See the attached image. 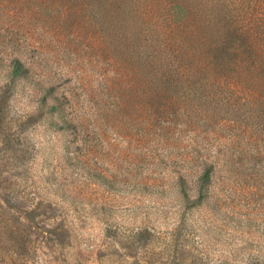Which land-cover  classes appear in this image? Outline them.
Listing matches in <instances>:
<instances>
[{
  "label": "rangeland",
  "instance_id": "rangeland-1",
  "mask_svg": "<svg viewBox=\"0 0 264 264\" xmlns=\"http://www.w3.org/2000/svg\"><path fill=\"white\" fill-rule=\"evenodd\" d=\"M174 1L201 2L0 0V264H264V141L253 145L259 154L239 152L238 117L220 129L211 152L213 159L219 150L233 168L218 171L207 199L193 207L169 179L146 192L96 182L95 167L112 158L105 144L111 136H74L75 119L70 127L61 120L60 102L63 117H73L65 98L86 111L105 101L100 77L110 81L109 56L123 46L112 27L127 37L122 43L142 31L157 51H199L214 18L237 12V0H215L201 17L210 27L195 19L199 30H190L184 13L170 7ZM16 53L34 65L33 81L53 87L42 110L45 92L11 76Z\"/></svg>",
  "mask_w": 264,
  "mask_h": 264
},
{
  "label": "trees",
  "instance_id": "trees-1",
  "mask_svg": "<svg viewBox=\"0 0 264 264\" xmlns=\"http://www.w3.org/2000/svg\"><path fill=\"white\" fill-rule=\"evenodd\" d=\"M200 1L194 7L170 2L171 8L184 13L181 22L185 28L191 30L194 25L199 30V20L210 27L211 19L201 17L214 8L209 4L215 0ZM236 2L235 15L214 18L212 33L209 29L200 31L203 49L199 51L183 47L157 51L151 35L142 31L133 33V43H122L121 38L126 41L127 37L112 27L123 46L109 56L113 69L110 81L104 73L100 77L108 94L105 101L86 111L83 104L75 108L72 100L65 98L72 119L63 117L65 109L59 103L63 124L70 127L74 119L77 123L74 136L82 132L94 138L101 132L111 136L105 144L112 158L105 168L95 167L96 182L110 189L123 184L146 192L156 189L162 179H169L181 201L193 207L207 199L218 171L233 168L234 163L221 156L217 148L211 159L214 141L219 139L217 134L222 135L220 129L227 121L238 117L236 121L243 123L233 135V140H244L237 143L238 151L259 154L253 145L261 146L264 141V0ZM110 3L115 5L116 1ZM202 5L205 10L199 9ZM71 6L63 8V16ZM195 19L198 21L192 22ZM21 56L16 53L10 61L11 76L30 79L34 92H45L38 105L42 110L44 97L53 87H44V80L38 76L33 81L34 65ZM50 108L56 109V104ZM214 135L210 141L209 136Z\"/></svg>",
  "mask_w": 264,
  "mask_h": 264
}]
</instances>
